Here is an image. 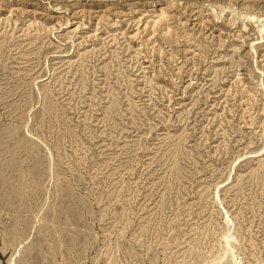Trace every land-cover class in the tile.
Returning a JSON list of instances; mask_svg holds the SVG:
<instances>
[{
  "label": "rangeland",
  "instance_id": "obj_1",
  "mask_svg": "<svg viewBox=\"0 0 264 264\" xmlns=\"http://www.w3.org/2000/svg\"><path fill=\"white\" fill-rule=\"evenodd\" d=\"M262 24L264 0H0V264H264Z\"/></svg>",
  "mask_w": 264,
  "mask_h": 264
},
{
  "label": "bare ground",
  "instance_id": "obj_2",
  "mask_svg": "<svg viewBox=\"0 0 264 264\" xmlns=\"http://www.w3.org/2000/svg\"><path fill=\"white\" fill-rule=\"evenodd\" d=\"M250 17H251V16H250ZM262 26H264V24H262L261 27H262ZM225 255H226V251H225L223 254H220V255L216 256V257L214 258V261H215V262H218L219 260H221L222 258H224ZM241 264H243V263H241Z\"/></svg>",
  "mask_w": 264,
  "mask_h": 264
}]
</instances>
